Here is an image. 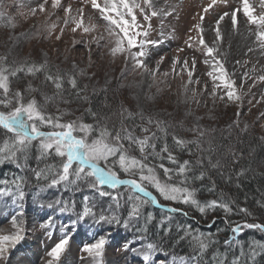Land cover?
<instances>
[{"label":"snow or ice","instance_id":"1","mask_svg":"<svg viewBox=\"0 0 264 264\" xmlns=\"http://www.w3.org/2000/svg\"><path fill=\"white\" fill-rule=\"evenodd\" d=\"M223 2L227 4V0H223ZM216 3L217 0H212L209 7ZM240 3L241 7L234 8L230 13L225 12L219 16L214 28V46L205 42L202 26L200 24L195 26L200 34L199 45L204 50V63L211 67L207 76L212 80L209 95L214 103L217 99L225 104L237 103L242 100L236 81L230 78L223 61L218 58L219 45L223 41L220 28L221 21L228 16L232 28L236 29L238 13L242 11L246 23L250 26H256L255 43L258 48L264 49V12L256 14V8L250 4L249 0H240ZM89 4L91 9L98 10V19L102 21L101 24L93 21L90 16L86 17L84 8ZM46 5H49V0L39 2L36 7L30 9L31 15L36 16L38 13H45ZM14 6L5 4V0H0V25H5V20L8 18L7 24L15 27L8 12V9ZM259 7L264 9V0H259ZM50 8L52 10L62 9L64 13L62 21L64 27H61L59 34L55 36L57 41L62 39L65 29L73 25L70 27L71 33L74 34L71 41L72 47L75 48L77 44L84 47L89 54L90 63L92 45L97 48L106 47L108 54L113 59L118 56L123 57L125 69L122 70L121 77L124 76L130 64L133 71L139 70L141 75L147 74L155 83L159 63L163 61L164 57H160V60L157 61V67L154 69L148 67L147 58L149 50L158 48L163 40L149 38L151 19L157 16L172 15L175 11L174 6L165 11L162 8L157 10L154 6V0H102V3L98 0H82V6L75 9V14H73L74 9L71 4L64 6L62 0H51ZM208 10V8H204V12ZM52 14L49 12V15ZM138 15L142 17V20H138ZM203 19L204 17L200 16V20L203 21ZM57 27L56 23L48 25L45 38L50 36ZM100 27H103V32L98 30ZM78 30L82 36L89 38L75 39ZM37 34H39V30H37ZM162 35L163 33H161ZM10 39L14 38L10 37ZM188 46L192 47V44ZM248 51L252 52L254 49L249 48ZM178 63L181 65V72L176 74L187 73V81L182 85L184 92L187 93L189 85L199 83L198 80H193L196 61L193 58L191 62L187 59L181 62L178 57L174 58L172 60L173 72L176 71ZM76 67L73 64V69ZM40 73L44 76L42 83H50L56 90L52 96L41 93L44 97V104L39 103L35 96L31 95L39 91L38 88L33 87L31 82L23 90L12 87L14 80L21 79V74L23 77L36 78L37 74ZM79 74L82 75L83 73L80 72ZM163 76L168 77L169 73H163ZM65 77H67V83L78 98L81 97L82 93L87 92V85L83 88L79 86L76 72L61 74L57 70L53 73L46 60L42 63H36L14 59L9 63L6 56H0V166L10 163L21 173H31L38 184L40 181H46L45 184L41 185V191L58 187L63 188L64 191H77L87 188L101 198H109L117 209L121 207V201L128 205L126 218L121 219L115 212L111 215H106L103 210L97 213L94 211L97 205L90 201L89 196L85 195L82 198L81 209L75 212L76 219L71 221L70 225H66V228L74 229L78 224L91 218L97 225L108 224L128 230L133 223H138L143 217L144 226L136 229V232L141 233V235L136 236L133 241L126 240L117 251L134 253L140 257L141 264H165L164 260H157L156 257L158 255L167 257L169 253L162 246V242L156 243L148 238L149 228L147 225L151 224L155 217L151 213L144 216L142 211L144 206L153 205L160 208L161 211L167 213L169 222L175 213H181L188 217L189 209L198 212L205 219L210 213L221 212L223 213L222 217L213 216L207 226L212 228L217 219H222L232 235L223 241L224 253L212 252L213 264H241L242 258L244 264H257V258L264 257V241H250L245 246L243 241L237 239L245 230H254L264 234V223L250 222L249 218L253 217V213L247 207L237 205L235 200L225 198L223 194L210 200L198 199V189L193 185L196 181L203 182L206 178L205 171L201 170L198 173L195 171L196 167L201 169L204 167L203 152L205 150L201 148L200 140H187L179 137L175 132L171 134L173 144L177 149L184 150L188 145H195L200 151L201 156L193 165L190 160L179 161L169 148L166 139L169 135L166 122L152 116L145 117L142 111L133 113L129 109L121 107L119 125H113L111 128L104 123L105 117L98 116L91 108L85 109V112L95 120V123H85L81 117L64 121L63 116L68 114L66 110L61 112L57 108V114L53 115L47 112L46 105L55 102L57 99L63 103H70L63 97ZM244 77L252 78L249 73H245ZM256 79L264 82V75H260ZM254 86L255 81L250 87ZM104 90L107 91L106 88ZM203 91L208 92L207 85L204 86ZM197 95L193 89L192 97L195 99ZM83 99L87 101V96H83ZM261 100H264V95H262ZM196 102L199 103V101ZM259 102L257 101V103ZM261 115L264 116V113ZM137 116L140 119L139 124L134 122ZM236 116L237 119L233 121L230 127H240V113L237 112ZM126 121H133V123L129 125ZM137 129L142 135L136 134ZM153 129L155 130L153 131ZM187 130L201 139L206 134V130L199 126H193ZM246 131L247 125L241 129V132ZM162 138L164 143L157 151V142ZM33 149H35L34 155ZM207 151L212 152L214 149L209 146ZM135 152H138L139 155H134ZM189 153L191 154L190 149ZM150 157L160 161L167 159L175 167L165 166L162 162L159 164L150 163ZM32 159L36 161V167L30 165L29 161ZM48 161L53 162L49 163ZM207 161L209 167L218 170V174L224 177V172L219 171L221 168L219 160L213 162L209 156ZM41 163H43V167H40ZM232 163H238L235 153H232ZM243 174L241 171L237 176ZM231 180V176L225 178L226 183L231 182ZM27 183L28 177L23 174H14L11 180H0V185H3L0 188V196L11 195L14 203L22 201L25 196L24 186ZM117 189H122V191H114ZM215 190V181H212L209 191L214 192ZM160 198L163 201L187 207H167L161 203ZM257 204L261 209H264V202L257 201ZM40 206L44 207L45 205L41 204ZM46 206L49 209L58 208L62 213L73 211L77 207L74 201L62 199L49 202ZM234 215L242 216L243 219L233 220ZM12 225L15 229L12 234L0 235V264H11L12 251L16 250L17 246L25 240L24 229L17 222L16 217L12 218ZM159 227L163 231V237L171 235L172 228L170 225H166L164 220L159 222ZM179 227L177 226V235L173 243L179 246L182 242H187L192 254L189 256L173 254L171 264H200L208 250L214 244L219 243L218 240L213 239V234L205 235L199 230H193L191 225L186 227L182 233L179 231ZM219 231L220 229H217V232ZM110 235L109 233L107 237L102 236L94 243L84 245L82 251L93 258H102ZM70 238L69 233L65 232L58 243L48 251L47 255L51 258L48 264H55L60 260ZM137 240L141 241L139 248L132 247V243ZM234 247L239 248V256L233 255L229 261L228 251ZM20 264H25V262L21 260Z\"/></svg>","mask_w":264,"mask_h":264},{"label":"rangeland","instance_id":"2","mask_svg":"<svg viewBox=\"0 0 264 264\" xmlns=\"http://www.w3.org/2000/svg\"><path fill=\"white\" fill-rule=\"evenodd\" d=\"M39 2L42 0H5V4L15 5L8 9L9 17L15 27L7 24L8 18L5 20V25H0V56H6L9 63L14 59L36 63L46 60L50 67L56 71L59 70L61 74L76 72L77 80L81 81L84 86L87 85L85 93L87 98L98 91L105 92L106 88L109 93H115L123 107L133 113L142 111L145 117L152 116L155 119L163 120L168 127L174 124H177L176 128L181 124L188 125L190 128L199 126L206 130L204 137L205 139L207 137V140L204 137L201 139L194 133H191V136L194 135V139L200 140V144L203 146L208 145V141L212 139L214 133H220L222 130L227 134H234L238 130L241 132L245 125H247V131L257 132L264 138V116L261 115L264 113V100H261L264 95V82L256 79L258 76L264 75V49L258 48L255 43L256 26L246 23L242 11L238 13L236 29L232 28L228 16L220 23L223 41L219 45L218 58L223 61L230 78L236 81L238 91L242 96L241 102L227 104L219 99L214 103L209 95L212 80L207 76V72L211 70V67L204 63V50L198 42L200 34L196 36L194 34L196 30L193 29V26L199 23L204 29L205 42L214 46L216 21L225 12L230 13L234 8L241 7L240 0H227V4L223 2L224 7L216 8L213 5L209 7L212 0H154L157 10L162 8L168 11L173 6L175 7L172 15L157 16L151 19L149 38L163 40L158 48L149 50L147 58L148 67L154 69L157 67L160 57H164L163 61L159 63L155 83L147 74L141 75L139 70L133 71L130 64L124 76L121 77V72L125 69V61L123 57L119 56L113 59L108 54L106 47L97 48L92 45L90 63L89 54L84 47L80 44H77L75 48L72 47L71 41L74 34L71 33L70 27L73 25L66 28L62 39L57 41L55 36L59 34L60 28L64 27L62 22L64 13L62 9L52 10L50 8L51 0H49L45 13L32 16L30 9L36 7ZM98 2L102 3V0H98ZM249 2L256 8V14L264 12V9L259 7V0H249ZM62 4L64 6L71 4L74 9L73 14H75V9L82 6V0H62ZM204 8L209 10L204 12ZM84 11L86 17L90 16L98 24L102 23L98 19V10L91 9L90 4L84 8ZM49 12L53 14L49 15ZM200 16L204 17L203 21L200 20ZM138 20H142L139 15ZM52 23H56L58 27L45 38L46 28ZM37 30H39V34H37ZM98 30L104 31L103 27ZM161 33H163L162 36ZM10 37L14 39H10ZM88 38L82 36L79 30L75 34L77 40ZM189 44H192V47H189ZM249 48H253L254 51L249 52ZM177 57L181 62L185 59L191 62L193 58L196 61L193 80H198L199 83L189 85L187 93L184 92L182 86L187 81V73L176 74L181 72L179 63L176 65L175 72L172 69V60ZM73 64L77 66L76 69H73ZM80 72L83 74L80 75ZM163 73H169V76L164 77ZM245 73H249L252 78H245ZM43 79L42 73L37 74L36 78L24 77L14 80L12 87L23 90L31 82L33 87L39 89L38 92L31 95L35 96L39 103L44 104V97L41 93L52 96L56 90L50 83L43 84ZM254 81L255 86L250 87ZM64 84L69 85L67 77H65ZM205 85L208 86V92L203 91ZM193 89L198 94L195 99L192 97ZM59 101L57 99L54 102L53 115L57 114V108H59L61 112L66 110L68 113L63 116L64 121L82 118L79 113L73 111L75 109L73 105ZM257 101L260 102L257 103ZM78 107L84 109L86 105L81 103ZM237 112L240 113V127H230L237 119ZM136 134L142 135L138 130ZM239 137L241 138L242 135L239 134ZM133 154L139 155L138 152ZM85 195L89 196L90 201L97 205L94 209L97 213L101 210L106 215L115 212L121 219L126 218L127 204L121 201V207L117 209L109 198H101L86 188L77 191H64L63 188L58 187L41 191L39 187L33 197L27 198L25 194L24 199L16 203L13 202L11 195L0 196V235L12 234L15 231L12 225L13 217H16L17 222L21 224L25 235V240L11 253V264H20L21 260L25 264H48L51 259L47 255L48 251L58 243L65 232H68L71 238L65 252L55 264H98V262L99 264H141L140 257L134 253L117 251L126 240L133 241L135 239L132 233L138 223H133L128 230H125L120 226L97 225L91 218H88L86 222L78 224L74 229L69 230L65 227L76 219L75 212L81 209L82 198ZM56 199L74 201L77 207L75 210L65 213L60 212L58 208L49 209L46 205ZM41 204L45 206L41 207ZM109 233L111 235L102 258H93L82 251L84 245L94 243L102 236L107 237ZM140 243L141 241L137 240L131 246L139 248ZM156 259L164 260L165 264H171V257L158 255Z\"/></svg>","mask_w":264,"mask_h":264},{"label":"trees","instance_id":"3","mask_svg":"<svg viewBox=\"0 0 264 264\" xmlns=\"http://www.w3.org/2000/svg\"><path fill=\"white\" fill-rule=\"evenodd\" d=\"M50 68L52 72L55 73L56 70L52 67ZM22 78L24 77L21 76V79ZM22 83L24 84V81H22ZM78 84L81 88L84 87L81 81H78ZM64 89L65 91L63 93V97L70 101L69 104L73 105V108H75L73 111L75 110L76 113H79L85 123H95V120L85 112V109L91 108L93 112L98 114V116L105 117L104 123H106L109 128H111L113 125H119V110L121 107H123V105L115 93L112 94V92L109 93L108 91H98L95 94L88 96L87 103H85V100L83 99L85 93H82L81 97L78 98L74 94V90L71 89L70 85L64 84ZM59 102H61V100ZM81 103L86 105L84 109L78 107ZM53 106L54 102L47 105L46 110L48 113L54 114L53 111L55 107ZM134 122L137 124L140 123L139 116L136 117ZM126 123L131 125L133 121H126ZM175 125L177 124L168 127L169 135L166 138L167 144L179 161L182 162L183 160H190L193 165H195L197 159L201 156L200 151L195 145H188V147L184 150L177 149L173 144L171 134L175 132L176 135L187 140H195L194 135L191 136L192 132L187 130L190 129L188 125L181 124L177 128ZM137 130L139 131V129ZM239 134L242 135L241 138L239 137ZM161 136L163 137L162 133ZM205 140H207V137ZM163 143V138L157 142V151H159V148ZM200 146L205 150L203 152V156L205 157L204 167L203 169L196 167L195 171L197 173L201 170L205 171L206 178L203 182L196 181L193 185L198 189V199L202 201L210 200L223 194L225 198L235 200L237 205L241 207H247L253 213V217L249 218L250 222L264 223V209H261L257 204V201L264 202V139H262V137L257 132H253L252 130L245 133L238 130L234 134H227L226 131L221 130L220 133L213 134V137L210 141H208L207 146H203L202 144H200ZM209 146H211L214 151H207ZM189 149L191 150V154L189 153ZM232 153H235L236 157L238 158V163H232ZM34 154L35 149H33V155ZM209 156H211L213 162L216 160L221 162V168L219 171L224 172V177L218 174V170L209 167L207 161V157ZM48 162L51 163L53 161ZM149 162L153 164H159L162 162L165 164V166L175 167V165L170 164L167 159L160 161L150 157ZM29 163L32 167H36V161L34 159L30 160ZM43 166V163H41L40 167ZM241 171H243L244 174L238 177L237 174ZM14 174H23L28 177V183L24 186V192L27 198L33 197L36 190L41 187V185L46 183V181H40L38 184L32 177L31 173H21L19 169L15 168L10 163L0 166V180H11ZM227 176L232 177L231 182L226 183L225 178ZM212 181H215L216 190L214 192L209 191ZM237 184H239V187H237ZM2 187L3 185H0V188ZM116 191L119 192L122 191V189H117ZM154 194L156 193L154 192ZM160 200L161 203L164 205H169L170 207H187L185 205L173 204L172 202L163 201L162 198H160ZM142 211L144 216H147V214L151 213L155 217L154 221L147 225L149 228L147 236L156 243L162 242V246L169 253L167 258H170L173 254L176 256H189L192 254V250L187 242H182V244L179 246L174 245L173 241L177 235V226H180L179 231L182 233L186 227L191 225L193 230H199L205 235L213 234V239L219 241V243L214 244L208 250L200 264H213L212 252L219 251L220 253H224L225 246L223 241L232 235L227 230V226L224 224L222 219H217L216 224L213 225L212 228L207 226L213 216L222 217L223 213L221 212L210 213L207 219H205L202 218L198 212L189 209L188 217H185L182 214H174L171 221L169 222L167 213L157 209L153 205L144 206ZM232 219L242 220L243 217L234 215ZM161 220H164L165 224L170 225L172 228V232L169 237H163V231L159 227V222ZM144 224L145 221L142 217L135 228V233L137 236L141 235V233L136 232V229L143 227ZM217 229H220V231L217 232ZM238 239L243 241L245 246H247L248 242L250 241H264V234L254 230H245L244 233L238 237ZM239 251L240 250L238 247H234L233 249L229 250L228 260L230 261L233 255L239 256ZM241 264H244L243 258L241 260ZM257 264H264V257H258Z\"/></svg>","mask_w":264,"mask_h":264}]
</instances>
